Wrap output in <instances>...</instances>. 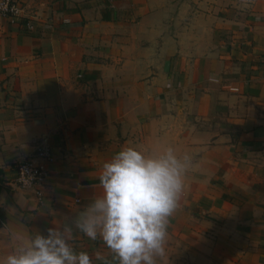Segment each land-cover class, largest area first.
Here are the masks:
<instances>
[{
	"label": "crops",
	"instance_id": "1",
	"mask_svg": "<svg viewBox=\"0 0 264 264\" xmlns=\"http://www.w3.org/2000/svg\"><path fill=\"white\" fill-rule=\"evenodd\" d=\"M21 1L0 17V256L83 209L122 147L171 146L192 162L159 264H264V0ZM42 138L38 197L13 179Z\"/></svg>",
	"mask_w": 264,
	"mask_h": 264
},
{
	"label": "clouds",
	"instance_id": "2",
	"mask_svg": "<svg viewBox=\"0 0 264 264\" xmlns=\"http://www.w3.org/2000/svg\"><path fill=\"white\" fill-rule=\"evenodd\" d=\"M191 162L190 154L171 146L152 152L122 147L102 164L98 195L62 227L21 239L0 264H93L70 243L73 229L102 240L116 264H159Z\"/></svg>",
	"mask_w": 264,
	"mask_h": 264
},
{
	"label": "built area",
	"instance_id": "3",
	"mask_svg": "<svg viewBox=\"0 0 264 264\" xmlns=\"http://www.w3.org/2000/svg\"><path fill=\"white\" fill-rule=\"evenodd\" d=\"M0 17L9 23L23 20L25 16L22 1L0 0ZM51 160L50 147L45 138L38 140L32 151L15 163L14 184L22 189H31L39 197L37 185L47 176V164Z\"/></svg>",
	"mask_w": 264,
	"mask_h": 264
}]
</instances>
